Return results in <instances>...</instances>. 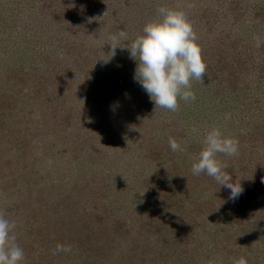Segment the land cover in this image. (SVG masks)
Masks as SVG:
<instances>
[{
  "label": "rangeland",
  "instance_id": "rangeland-1",
  "mask_svg": "<svg viewBox=\"0 0 264 264\" xmlns=\"http://www.w3.org/2000/svg\"><path fill=\"white\" fill-rule=\"evenodd\" d=\"M159 7L186 15L207 65L175 112L106 43ZM212 128L239 141L217 155L234 201L191 171ZM0 211L22 264H264V0H0Z\"/></svg>",
  "mask_w": 264,
  "mask_h": 264
},
{
  "label": "clouds",
  "instance_id": "clouds-1",
  "mask_svg": "<svg viewBox=\"0 0 264 264\" xmlns=\"http://www.w3.org/2000/svg\"><path fill=\"white\" fill-rule=\"evenodd\" d=\"M157 14L159 18L146 23L143 34L131 40L127 46H121V41L128 40L124 31L111 36L106 43L110 45L111 56L115 55L118 47L128 51L129 58L136 63L133 79L149 95L155 108L175 112L179 108L178 100L186 103L195 101L191 82L204 81L207 65L186 15L167 7L157 8ZM259 46L260 40L257 38ZM168 143L173 152L184 150L174 138L170 137ZM202 143L203 147L191 165L193 175L204 173L214 178L219 188L229 190V199L236 200L244 189L224 170L227 165L219 161L217 155H238L239 141L225 136L218 128H212ZM15 228V222L0 211V264H22L25 259L24 250L17 243ZM61 252L69 254L72 248L57 244L53 254ZM233 264H247V261L240 258Z\"/></svg>",
  "mask_w": 264,
  "mask_h": 264
}]
</instances>
